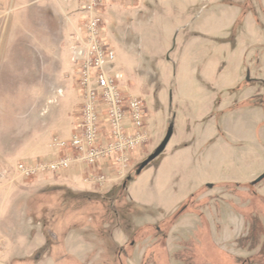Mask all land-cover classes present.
Instances as JSON below:
<instances>
[{
  "label": "rangeland",
  "instance_id": "rangeland-1",
  "mask_svg": "<svg viewBox=\"0 0 264 264\" xmlns=\"http://www.w3.org/2000/svg\"><path fill=\"white\" fill-rule=\"evenodd\" d=\"M69 2L0 0V264H264V0L104 1L146 139L26 178L81 109Z\"/></svg>",
  "mask_w": 264,
  "mask_h": 264
},
{
  "label": "built area",
  "instance_id": "built-area-1",
  "mask_svg": "<svg viewBox=\"0 0 264 264\" xmlns=\"http://www.w3.org/2000/svg\"><path fill=\"white\" fill-rule=\"evenodd\" d=\"M104 1L110 0H82V18L71 37L70 62L81 109L70 138L51 142L66 154L49 162L18 163L23 177L57 173L74 163L94 165L117 155L123 161L126 152L146 139L142 102L126 97L124 75L116 69V54L103 36L99 11Z\"/></svg>",
  "mask_w": 264,
  "mask_h": 264
},
{
  "label": "water",
  "instance_id": "water-1",
  "mask_svg": "<svg viewBox=\"0 0 264 264\" xmlns=\"http://www.w3.org/2000/svg\"><path fill=\"white\" fill-rule=\"evenodd\" d=\"M172 127H173V120L170 122L169 124V128L167 130L166 136L164 138V140L162 141L161 145L155 149V151L153 152V154L151 156H149L146 160H144L142 163H140V165L138 166V169L136 170V174L140 173V171L147 166L151 160H153L155 157L159 156L165 149L166 145L168 144L171 135H172ZM262 180H264V173L262 175H260L259 177H257L252 183L251 185H255L259 182H261ZM208 187H211V185H208Z\"/></svg>",
  "mask_w": 264,
  "mask_h": 264
},
{
  "label": "crops",
  "instance_id": "crops-1",
  "mask_svg": "<svg viewBox=\"0 0 264 264\" xmlns=\"http://www.w3.org/2000/svg\"><path fill=\"white\" fill-rule=\"evenodd\" d=\"M69 1L70 2H69L68 7H72V11H70L71 19H69V22L71 23V26H72L71 29H72L73 27L77 26L78 21L82 18L81 11H82V7H83V2L81 0H69ZM73 2H75V3H73ZM71 3H72V5H71ZM68 61L70 62V60H69V51H68ZM45 156H47L46 160H50L51 161V160L55 159L57 155H55V153H54V156H53V154H45Z\"/></svg>",
  "mask_w": 264,
  "mask_h": 264
},
{
  "label": "flooded vegetation",
  "instance_id": "flooded-vegetation-1",
  "mask_svg": "<svg viewBox=\"0 0 264 264\" xmlns=\"http://www.w3.org/2000/svg\"><path fill=\"white\" fill-rule=\"evenodd\" d=\"M249 75L250 74L247 72V74L245 75V79H246V81L251 82L252 80L250 79ZM253 82H258V84L262 83V81L259 79H253ZM262 84L264 85V83H262ZM263 105H264V103H263ZM137 169H138V167H137ZM129 179H130V177H127V180H129Z\"/></svg>",
  "mask_w": 264,
  "mask_h": 264
},
{
  "label": "trees",
  "instance_id": "trees-1",
  "mask_svg": "<svg viewBox=\"0 0 264 264\" xmlns=\"http://www.w3.org/2000/svg\"><path fill=\"white\" fill-rule=\"evenodd\" d=\"M253 228H254V230H255L256 226L254 225ZM240 240H241V239H240ZM242 240H243V239H242Z\"/></svg>",
  "mask_w": 264,
  "mask_h": 264
}]
</instances>
